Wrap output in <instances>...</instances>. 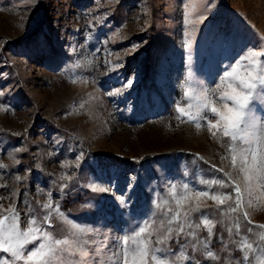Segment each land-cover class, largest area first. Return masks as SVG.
I'll return each mask as SVG.
<instances>
[{
  "label": "rangeland",
  "instance_id": "obj_1",
  "mask_svg": "<svg viewBox=\"0 0 264 264\" xmlns=\"http://www.w3.org/2000/svg\"><path fill=\"white\" fill-rule=\"evenodd\" d=\"M251 51L264 67V0H0V204L15 205L21 228L26 214L38 222L50 215L48 230L82 242L88 264H112L119 237L180 208L201 227L178 241L173 231L169 264H264L256 227L264 225V184L245 192L230 138L177 113L178 105L189 111L186 90L211 91ZM253 115L264 121V101H254ZM225 173L241 188L235 212L234 194L219 206L195 198L233 193ZM213 179L229 186L202 183ZM183 185L191 199L178 205L171 189L179 198ZM157 235L152 245L164 247ZM242 238L253 245L247 261ZM181 251L188 259L176 260Z\"/></svg>",
  "mask_w": 264,
  "mask_h": 264
},
{
  "label": "snow or ice",
  "instance_id": "obj_2",
  "mask_svg": "<svg viewBox=\"0 0 264 264\" xmlns=\"http://www.w3.org/2000/svg\"><path fill=\"white\" fill-rule=\"evenodd\" d=\"M206 19V17H202ZM191 23V21H189ZM262 54L257 51L248 52L247 55L238 59L236 66H229L230 71H227L224 77L221 78V84L209 91L206 88L192 90L189 88L184 92V99L188 101L186 111L184 107L177 106L178 118L187 117L190 121L195 122V126L199 129L202 123L206 125L209 131H212L213 137L217 132H220L223 137L230 138L231 143L228 145V151L232 153V164L235 167L237 157L240 160V171L244 174L246 181L245 192L249 195L264 184V121L254 117V101L259 99L264 101V67H261L260 61H252L253 57H260ZM255 71V75L251 79H241L234 75L237 68ZM74 82V81H73ZM223 84L231 91L220 92L219 89ZM127 86H131V81ZM190 91H195L196 95H189ZM0 95H3L0 92ZM215 96V99L212 97ZM194 101V102H193ZM217 102L220 107L215 106ZM213 120L215 123H213ZM237 142L239 144L237 145ZM19 163V161H16ZM5 167L0 164V168ZM219 171H223L220 169ZM229 181L231 177L229 174ZM17 180L21 178L16 177ZM206 187L210 190L212 185L220 187L229 186L223 180L213 179L211 181H203ZM233 193L231 194H212L209 195L208 190L195 191V198L199 201L200 197L211 199L217 206L232 200L235 195V207L230 206L229 211L235 212L242 208V193L239 185L235 181H231ZM0 187H7L0 185ZM183 192L177 198V189L173 187L171 194L176 199L179 205L187 203L191 199L187 195L189 192L188 185H183ZM103 190V189H100ZM6 197L0 196V201L6 200ZM251 200L249 205L251 206ZM200 203L197 202L191 211H198ZM44 209H53L51 203L42 206ZM31 211V209H29ZM54 211L62 216L58 208ZM168 212L173 210L169 208ZM183 211V216L181 212ZM244 217L247 219V212H244ZM189 212L182 208L175 211L171 216H167L166 220L153 227L156 223L153 220H145L136 224L132 230L116 241L117 251L110 258L112 264H169L171 257V248L167 246L169 240L173 239V231L176 233L178 241L181 233L186 236L196 237L195 229H199L201 224H193L189 219ZM67 222V219L64 218ZM202 225L207 228L209 235L212 234L214 224L207 218L206 215L201 217ZM176 223L174 229L172 225ZM249 223H251L249 221ZM52 227L51 216L45 215L38 222L36 217L26 214L24 227L20 225V214L17 212L15 205H9L8 209H4L3 204H0V264H88L86 258L89 257V252L84 248L83 243L78 240L69 238H55L48 230ZM192 231L185 232V228ZM237 230L239 225H235ZM264 229V225L256 226ZM231 231V229H229ZM249 232L252 228L248 229ZM159 233L156 238V245H164V247L153 246L151 237L153 234ZM264 240V235L260 237ZM37 241H39L37 243ZM205 243L206 246V242ZM28 245H33L28 247ZM240 249L245 253L244 259L248 260V251L253 250V245L248 242L247 238H242ZM257 251H261L257 249ZM101 248L96 249V254L99 255ZM206 255L209 258H215L214 254L209 250ZM78 256L79 259H73ZM188 259L181 251L176 260ZM259 259H264L262 255ZM259 264V260H258Z\"/></svg>",
  "mask_w": 264,
  "mask_h": 264
}]
</instances>
